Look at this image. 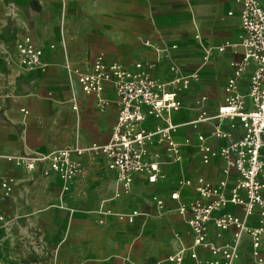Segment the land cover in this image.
<instances>
[{"label":"crops","instance_id":"crops-1","mask_svg":"<svg viewBox=\"0 0 264 264\" xmlns=\"http://www.w3.org/2000/svg\"><path fill=\"white\" fill-rule=\"evenodd\" d=\"M240 7L235 0H0L2 263L179 264L169 256L182 251L181 264H216L220 255L203 247L191 256L193 232L180 204L201 198L199 176L217 183L224 179L226 189L238 178L235 170L226 171L220 150L243 134V126L239 117L220 119L217 112L243 53ZM26 32L41 49L37 66L24 64L16 54L15 42ZM100 52L106 61L131 68L140 61L163 81L195 72L200 77L182 92V108L170 114L181 158L169 159L163 143L149 144L161 161L156 181L139 171L122 189L103 154L78 156L85 171L71 178L44 173L45 161L33 169L17 161L62 145L110 139L119 110L113 82L107 81L99 95L87 94L72 72L91 68ZM250 75L247 69L238 79L242 93ZM201 95L207 96L205 121L196 120ZM142 125L153 129L164 120L148 116ZM217 126L230 135L216 137ZM199 134L215 150L209 162L202 159ZM175 190L178 198L171 197ZM261 210L257 206L247 217L238 205L223 207L250 224H257ZM208 226L216 242L233 240L234 227L218 236L212 221ZM251 240L243 232L235 264H264L252 257Z\"/></svg>","mask_w":264,"mask_h":264},{"label":"built area","instance_id":"built-area-1","mask_svg":"<svg viewBox=\"0 0 264 264\" xmlns=\"http://www.w3.org/2000/svg\"><path fill=\"white\" fill-rule=\"evenodd\" d=\"M240 2L241 27L243 28V53L234 63V70L225 84V96L219 105L217 115L222 118H238L243 126V134L230 139L222 146L220 154L227 162L226 171L235 170L238 175L236 184L226 189V180L214 182L204 176L197 178L196 190L201 195L198 200L180 204V211L187 216V222L193 232L191 251L197 257L196 247H203L220 258L216 264H235L240 255L236 247L243 232L252 236V257L259 263L264 262V5L259 0H235ZM15 50L21 62L29 66L41 63V49L35 46L30 33L15 42ZM253 65V67H252ZM251 69L249 86L246 92L239 91L238 79ZM81 88L87 94H96L103 90L107 81L113 82L118 95V114L110 139L105 143L94 142L89 146L79 144L62 145L48 153L26 156L25 165L33 169L38 163L46 162L44 173L56 172L63 177L80 176L85 168L78 156L85 152L103 154L108 168L115 171L121 188L127 190L133 182L135 172L145 171L149 181H156L161 174V161L158 152H151L149 144L154 140L167 147L168 158H181L180 143L174 137L177 125L171 112L182 108V92L198 80V73H191L163 81L143 69L140 61L131 68L117 61L108 62L103 52L96 55L91 68L72 70ZM207 96L201 95L196 104L201 112L197 121H205L209 114L206 108ZM148 116H159L164 125L153 129L142 125ZM214 135L218 138L230 134L219 126ZM200 150L204 162L216 155L212 145L205 142V136L199 134ZM190 180H187L189 182ZM2 186L10 190L8 181ZM178 198V191L171 193ZM163 204V199H158ZM227 203L238 205L247 217L253 216L256 207L262 208L257 224L247 223L240 215L223 211ZM136 210L133 215L137 214ZM213 222L217 235L222 230L234 227L233 240L218 243L209 236V222ZM182 251L169 256V260L182 263ZM0 264H4L0 260Z\"/></svg>","mask_w":264,"mask_h":264}]
</instances>
